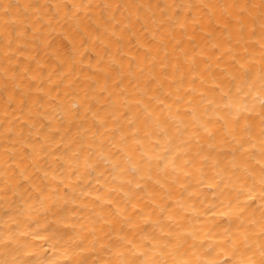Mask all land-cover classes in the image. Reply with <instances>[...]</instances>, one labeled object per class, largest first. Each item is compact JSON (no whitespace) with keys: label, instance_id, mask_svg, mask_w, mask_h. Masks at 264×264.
<instances>
[{"label":"bare ground","instance_id":"bare-ground-1","mask_svg":"<svg viewBox=\"0 0 264 264\" xmlns=\"http://www.w3.org/2000/svg\"><path fill=\"white\" fill-rule=\"evenodd\" d=\"M264 0H0V264H261Z\"/></svg>","mask_w":264,"mask_h":264},{"label":"snow or ice","instance_id":"snow-or-ice-1","mask_svg":"<svg viewBox=\"0 0 264 264\" xmlns=\"http://www.w3.org/2000/svg\"><path fill=\"white\" fill-rule=\"evenodd\" d=\"M261 264H264V261H261Z\"/></svg>","mask_w":264,"mask_h":264}]
</instances>
